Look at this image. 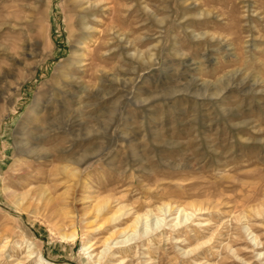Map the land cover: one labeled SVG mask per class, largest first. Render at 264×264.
<instances>
[{
    "label": "rangeland",
    "instance_id": "1",
    "mask_svg": "<svg viewBox=\"0 0 264 264\" xmlns=\"http://www.w3.org/2000/svg\"><path fill=\"white\" fill-rule=\"evenodd\" d=\"M91 1L81 83L105 71L122 92L46 118L80 34L71 3L0 0V264H264V0ZM224 73L239 75L216 103L191 94Z\"/></svg>",
    "mask_w": 264,
    "mask_h": 264
},
{
    "label": "bare ground",
    "instance_id": "2",
    "mask_svg": "<svg viewBox=\"0 0 264 264\" xmlns=\"http://www.w3.org/2000/svg\"><path fill=\"white\" fill-rule=\"evenodd\" d=\"M69 1L71 3V6H72L71 11H73L72 12L73 20H74L73 23L76 24V26H77V29H78L77 34H79V33L80 34L76 36L78 38V40H76L75 42L72 41L73 45L71 47L70 57L67 60H65L64 64H63V67L65 69H63V68H62V70L59 68L57 69V72H59L58 74H60L61 80L59 82L56 80L53 82L52 93L50 94V97L43 103L42 108H41V106L39 107L43 110V112H45L46 118L49 114L45 110H46L47 106L53 101L55 103H58V107L61 111H64L63 109H65V106L68 107L69 105H73V104L78 106V109L82 108V107L85 109V108H90L92 106L95 107V105H91L90 103H91V101L95 100L96 98H97V100H95V101L97 103V106H100L103 103L105 104L107 102V100L111 96H113L114 94L122 92L118 88H115V90L109 94L104 93V90L107 88L108 85H109V87H111L112 85H115L114 83H117V81H118V79H116L114 77L115 75L114 76L108 75L105 71H100V70L98 71V74H99L98 75V82L99 83H98L96 88H89V87L84 86L83 83H81V76L84 75V73H85L84 68L88 66L87 63L90 62L92 64L93 61H95V59H97V57H98L97 56L98 55L97 50L99 48L95 47L94 50L88 51V48H86V44L84 45V43L87 40L86 36L90 37L89 38V41H90V40H92V37L96 32V29L94 28V26L97 24L95 17H96V14L98 13V11L100 10V8L98 6L99 3L92 2L91 0H69ZM137 1L140 2L139 0H137ZM37 3H35V5L32 8L29 7L31 12H32V13L31 12L29 13V16L34 14L33 12L36 10V4ZM8 13H9V15L7 14L6 17L10 16V12H8ZM0 20H2V19H0ZM8 20H10V19H8ZM14 21L15 20H13V22ZM0 24H2V23H0ZM3 25L10 26V23H5V24L3 23ZM121 41H123V40H121ZM124 47H126V46H124ZM126 51H127V47L122 52L125 53ZM107 53H109V52H107ZM134 54H135V56H138L137 51ZM121 55H122V53H121ZM230 56L232 57V55H229V57ZM129 57L132 58L131 56H129ZM138 57L142 58L141 55H139ZM237 75H239V74L227 73V74L223 75L222 77H220L215 82H211V83L207 82L204 85L197 86L199 88L198 91H194L191 94L195 95L196 98H203V99H207L208 102L210 101V103L211 102L216 103L215 101H217L224 92H226L229 88H231L233 86L232 81L234 82L235 79H238ZM57 77H59V76L57 75ZM260 83H262V81L259 82L258 80L257 81L253 80L250 82L249 79L246 80L243 78L241 81H239L236 84L234 83V84H235V87H237V89H239L240 87H243V86H247L248 92L252 94L254 92V89ZM189 84H190V82H189ZM193 86L195 87V85H193ZM187 89H188V87H187ZM240 91L244 92L242 89H240ZM179 92H182V90H180V89L178 91L175 90L173 95L175 96L176 93H179ZM77 94L78 95L80 94L81 96H80V98L78 96H76V97H78L77 99H79V100L73 102L74 99H76L75 95H77ZM184 94H186V93H184ZM57 97H59V98L63 97L65 99L64 101H65L66 105H64L61 100H58ZM145 103H146L145 101L142 102V104H145ZM76 112H75V110H73V111L70 110L69 113H67L68 116L66 115V120H65L66 126H67L66 131L68 133H71V134H73L74 132H79L82 125L84 124V121H82L78 115V113H80V112H77V113ZM34 113L37 115V117L39 116V110L34 111L33 114ZM62 175L67 176L68 178H71L72 180L74 178L78 177L77 171H74L72 173H67V172L63 171ZM34 192H37V190L31 189L30 191H27L23 194H15V193L12 194L10 196V198L12 200V204L20 211L24 210V208L22 206L23 201L26 199V197L29 194L34 193ZM47 195L48 194H47L46 190H43V191L39 190V192L37 193V195H35V197L39 198V200H46V202H50L51 200H50V198H47ZM32 198H33V196H32ZM105 207H106V205L100 206L98 208L93 207L94 210L96 211L95 214L98 215V214L102 213L103 210L105 209ZM85 214H87V212ZM138 220H140V218H137V219L135 218V221L133 223L136 228L138 227L137 225L139 224ZM132 234H136V230H134L132 232ZM120 235L121 236L124 235V237H125L128 235V232L125 234H124V232L119 233V238H120ZM117 236H118V234H117ZM129 238H130V236L127 239H124V241H120V242H117L115 244L118 245V244L127 243L130 241ZM114 241H115V239L111 240V238L106 240L105 243H107V244H106V247L104 248V250L107 251V249H111V245L113 244ZM253 241L256 243L255 240H253Z\"/></svg>",
    "mask_w": 264,
    "mask_h": 264
}]
</instances>
